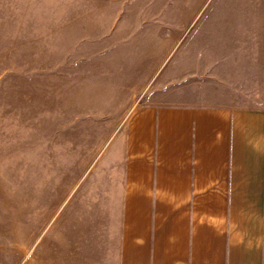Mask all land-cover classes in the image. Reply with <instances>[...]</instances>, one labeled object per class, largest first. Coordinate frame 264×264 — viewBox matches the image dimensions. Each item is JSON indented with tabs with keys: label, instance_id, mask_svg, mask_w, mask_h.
Instances as JSON below:
<instances>
[{
	"label": "crops",
	"instance_id": "0c3cea01",
	"mask_svg": "<svg viewBox=\"0 0 264 264\" xmlns=\"http://www.w3.org/2000/svg\"><path fill=\"white\" fill-rule=\"evenodd\" d=\"M60 1L59 28L72 39L62 43L86 44L73 59L150 60L196 22L199 45L197 71L183 48L157 84L179 85L177 98L150 92L134 103L132 94L94 110L123 109L80 193L81 237L68 233V217L56 226L61 250L87 264H264V0ZM141 72L127 81H142ZM188 88L198 102L187 101ZM94 149L87 144L78 156Z\"/></svg>",
	"mask_w": 264,
	"mask_h": 264
},
{
	"label": "rangeland",
	"instance_id": "374dc122",
	"mask_svg": "<svg viewBox=\"0 0 264 264\" xmlns=\"http://www.w3.org/2000/svg\"><path fill=\"white\" fill-rule=\"evenodd\" d=\"M56 3L61 1L0 0V264H58V253L67 257L65 264H87L78 263V253L71 259L62 251L55 235L61 217H68L73 227L68 233L81 237L86 209L80 193L93 177V156L108 148L123 109L94 110L132 94L134 103L144 102L150 92H159L161 101L177 98L179 85L157 84L179 63L183 48L191 51L190 69L198 70V22L182 28L180 42L165 43L150 60L113 59L102 65L99 59L72 58L86 44L62 43L72 39L60 31ZM70 47L74 52L68 54ZM126 47L131 51L134 45ZM94 63L102 71L85 68ZM135 70L143 79L130 83L127 74ZM146 83L144 91H132ZM182 94L188 102L199 100L197 90ZM104 116L108 123H97ZM92 142L94 153L78 156Z\"/></svg>",
	"mask_w": 264,
	"mask_h": 264
}]
</instances>
